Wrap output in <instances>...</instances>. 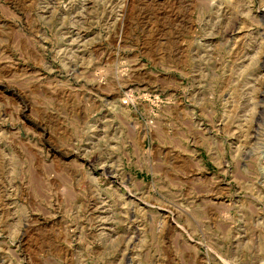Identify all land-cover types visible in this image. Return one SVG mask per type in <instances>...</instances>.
Returning a JSON list of instances; mask_svg holds the SVG:
<instances>
[{
  "label": "rangeland",
  "instance_id": "obj_1",
  "mask_svg": "<svg viewBox=\"0 0 264 264\" xmlns=\"http://www.w3.org/2000/svg\"><path fill=\"white\" fill-rule=\"evenodd\" d=\"M0 264H264V0H0Z\"/></svg>",
  "mask_w": 264,
  "mask_h": 264
}]
</instances>
